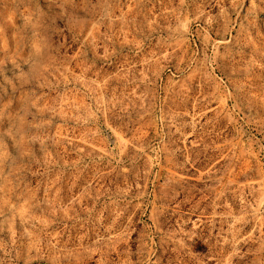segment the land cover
<instances>
[{
  "label": "rangeland",
  "instance_id": "obj_1",
  "mask_svg": "<svg viewBox=\"0 0 264 264\" xmlns=\"http://www.w3.org/2000/svg\"><path fill=\"white\" fill-rule=\"evenodd\" d=\"M0 264H264V0H0Z\"/></svg>",
  "mask_w": 264,
  "mask_h": 264
},
{
  "label": "trees",
  "instance_id": "obj_2",
  "mask_svg": "<svg viewBox=\"0 0 264 264\" xmlns=\"http://www.w3.org/2000/svg\"><path fill=\"white\" fill-rule=\"evenodd\" d=\"M139 227V226H138ZM134 251V250H133ZM165 261V259H162V262H164Z\"/></svg>",
  "mask_w": 264,
  "mask_h": 264
}]
</instances>
